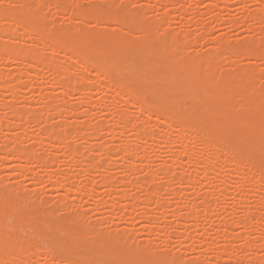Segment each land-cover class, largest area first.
I'll return each mask as SVG.
<instances>
[{
  "label": "rangeland",
  "instance_id": "rangeland-1",
  "mask_svg": "<svg viewBox=\"0 0 264 264\" xmlns=\"http://www.w3.org/2000/svg\"><path fill=\"white\" fill-rule=\"evenodd\" d=\"M50 1L48 0L47 2L50 3V5L46 3L48 7L45 5H40L43 0H31L30 2L32 3V5L40 2V4H38L40 5V9L44 6L46 7L41 9V11L43 10L42 13L48 20L54 18L56 19V25H54V28L63 26L68 28L69 26L76 24V21H79L78 19L80 17L84 18L91 12L98 11L107 15L114 14V17L116 18L113 19L112 24H110V21L112 20V18H114L113 15L112 17H110L111 19H103L102 21H100L103 23L101 25H99L100 23L98 21L99 24H97L99 25L100 32L109 31L106 33H115L119 32L120 30L118 28H120L121 26L116 27V25L118 24L117 21L120 20V18L126 17V19L130 21L134 16H136L135 12H140L143 9H146V13H143L145 16L144 25L147 28L149 27V29L151 27L152 29L150 30L152 32H161L165 33L166 35L170 34L171 39L167 40L168 43H172L174 42V40H184L187 44L186 46L185 44L183 45L185 47L182 46L184 48V52L196 51L199 56H203L204 54L206 55V53L210 50L222 48L224 51L222 49L219 50L225 52L226 55H229V52H231V54L233 53L234 55H240L239 53H241L242 57V53H244L249 46H258L259 49H264V0H70L74 4H77L74 7L76 9V16H74L77 17V20L75 18H72V21L68 20L67 14L55 11V8H53V3L55 0ZM51 3L53 4V6ZM116 10L119 13L116 12ZM127 12H130L129 15L131 16V18H129L130 16L127 15ZM259 12L261 18L258 16L259 18L256 17V19H254V14L258 15ZM117 14L118 16H116ZM133 19L137 21L136 17H134ZM114 20L117 22L115 23L116 25L114 24ZM17 21L18 20H16V22ZM89 21L91 20H88L87 22ZM136 21H133V23H135ZM87 22L85 23V25L88 30H98V25H93L94 22ZM104 22L105 24L109 23V25H105ZM13 23H11V26H13ZM4 25L7 24L5 23ZM4 25L0 24V26ZM18 25L19 24L16 23V26ZM100 26L102 29L103 27L106 28L105 31L104 29L102 30ZM127 28H129L130 30L132 28L133 32H131L133 38L137 40H143L145 38L142 33H139L140 31L137 30V32L136 29H134L132 26L127 25ZM127 28H124V30L130 31ZM172 34H175V37ZM4 35L5 34H3V36L1 35L0 43H5L7 45H11L12 43H19L22 44L26 49H30L39 45V43H37V40L34 39L35 41H29V39L25 38L26 36H24L23 40H19L16 38H11L9 37V35L8 37ZM192 36H194L196 39L199 38L198 41L195 42ZM202 37L205 40L201 39ZM211 38L213 41L210 40ZM187 40H189L190 43ZM149 51L151 52L152 50ZM149 51L147 50L146 54H149ZM226 52H228V54ZM167 53L169 55V53L172 54L173 52H166V56ZM42 54L44 57H49L50 49L43 48ZM233 54L232 56H234ZM3 56L0 57V72L1 74L6 75L3 76L4 78H6H3V80L1 78L2 75L0 74V80H2L0 81L1 117L5 121H7V117L10 116V113L8 112L10 110H8V107H6L5 102H9L8 104L11 103L12 105L15 104V106L18 108H16V110L18 111L20 109L25 110V108H28V111L29 109L32 110L36 108L39 113L38 111L37 113L35 112L37 114H35L36 118L34 117V115H28L29 120L27 119V128L26 130L22 131H20L21 128L17 129V127H14V124L16 125L17 121L14 119L11 120L12 122L15 121L12 126L13 129L11 131H7L9 130V128L6 126V123L4 121L3 125L1 124L0 126L4 127V129L2 128V131H0V141L9 142L8 144L12 145L14 143V141L12 140L13 138L8 141H6V139H8L12 135H16V137L18 136L17 138H21V147L24 146V148H28L30 152L34 150L35 154L41 153L43 151L47 157L51 153L52 155H49V159L50 156L51 158H55L52 163H49V165H44L33 164L30 160L19 161L18 159H16L17 157L14 156V154L11 155L12 153H5L6 155L3 154L4 152L0 153V157H2L0 161V189L3 191H0V196L5 195L6 193V197L4 196L5 199L2 196L0 198L2 200H0V203L2 202V204H4V209H0L2 211L0 218H3V221H5L6 219L3 217V214L7 218L6 213L8 214L9 211V213H11V216H13L14 213L12 211L17 207H15V205H17L18 203L22 205L24 201L27 202L29 200V203H27L28 205L26 203L23 204L24 206L27 205L28 207L31 206L29 207V210L36 207L34 208V210H36L37 212L35 211L36 214L34 215H37L36 217H38L39 221L35 224H39L40 221L42 222V220H44L45 224L42 225L45 226L47 224L49 226H47V228L51 230V233L49 232L51 238H48L50 236L48 234V237L45 235L49 230L45 229L46 226L41 227V223L37 226L38 229H40L39 227H41V234L42 232L46 231L43 233L45 234L44 237L39 234L40 232L37 227L36 229H32L34 226H36L34 222L37 221L35 216L33 217V213H30L32 216L28 214L27 215L33 217L36 220L33 219L34 221H30L28 219V216L24 215V218L27 217L26 219L30 222H27V224H25L26 219L23 220L25 221V223L23 221L20 222L18 218L22 217L21 213L27 207L25 206L24 208V206H22L24 208V210H22L20 208L21 205L19 204L20 207L16 208L19 211H16L15 209L14 212L16 211L15 215L18 214L17 212H21V215H16L18 216V220L15 219L16 216H13L14 218L12 217L14 219V222L16 223L14 224L13 222H11V227H14V232L12 231V234H10L11 227H8L10 225H6L7 222L6 224H3L5 223L3 221H1L3 223L0 222V233L2 231L7 232V234L2 232L7 235L6 239L5 235L3 234V241L8 244V247L12 244L14 238H17L20 243H22V240L24 239L25 242H27L26 240H29L30 238V240H32V238L34 239V237H30L28 239V237L32 233V230H35L32 234L36 233V231L37 233L39 232V239L47 238V240L42 239L44 241V245H42L43 243L39 241L38 237H36V241L42 243L40 244L41 246L39 247V250L35 251L34 253H19L18 256L20 259H26L28 264H56V259H53L54 257H56L57 259L63 258L62 260H64L65 262H67L66 260H68L69 258L71 262V258H73V262L74 260H77L76 258L79 255H85L89 251L88 248L92 246L91 243L93 242V240H95L93 244L96 245V247L98 246V251L106 254L103 249L109 243V240L111 241L112 238H114L115 236H120L121 234H123L125 238L123 241L124 244H122L121 241H119L121 244L119 242L115 243L114 247L116 249L123 248V246L125 245L127 247H132L133 249L138 247L139 251L140 249L142 250L140 251V253L143 256L147 255L146 257L149 258V255L152 253L156 258L161 257V259H158L160 261L155 262V264H196V262L199 264H259V261L261 259H264V180H261L262 178L264 179V177L262 176V172L259 173L256 171L258 169V171L261 170L264 172V168H262L264 167V163L262 161L264 150H259L261 148L259 144H256L251 149H244L242 143L240 142H242V140L247 136L245 132H242L240 135H238V139L236 138L235 142L230 145L227 144L226 138V135H229V133L227 132L228 130H223L220 133L222 139L220 137L218 142V145L220 147L222 146V148L218 147L216 148V150H214V152H212L209 158V163H207L208 161H204L203 159H197L199 161V164L197 163V160V164H195V162L193 163L195 159L192 160V157L181 152L183 145H186V151H189V146L196 145V139H193L191 137L192 131H190V129H186L184 131L185 134L183 135V137H179L178 140L176 132L173 131L166 133V137H161L160 133L162 131L160 133H158V131L161 130L160 128H162L161 126L163 124L160 126V128H157V126L152 125L154 123L150 124V122L154 121L153 118L150 120H143L141 117V113L138 114L139 112H136L137 110L132 106V104L129 103L126 106L125 103H128V101L126 102L124 99V102L121 100L123 98H115L113 89H107V87L105 86V88L99 86L97 83V79L94 77L96 75L92 76V78H95L94 80H92L94 82H90L88 85H86V87L79 85L80 82L76 80L75 82L70 83L68 85L69 90L65 91V89H63L56 83L57 81L61 80L63 73L59 72L53 74L49 69H47V67L45 68V66L39 67V69L35 70V72L33 69L29 68L31 69L30 71L26 68L25 65L27 63L31 64L32 62L30 60H25L24 58V60L22 58H16L8 61V59H5L6 57ZM69 58V56L63 54H58L54 57V59L58 63H65L70 60ZM226 59V61L224 60L225 63H219L218 71L220 73H223V75L231 71H236L233 63L230 61V59H228V56ZM239 60L240 61L238 62V68L246 65L248 60H250V62L257 61L252 58H239ZM231 63L232 66H230ZM263 66V63H259V67ZM230 69L233 70L228 71ZM16 72H21L22 75L21 79L19 80L21 82L17 81L18 83H16V81H14L13 77ZM219 72H217V74H219ZM71 74L73 78L78 79L81 75V72L73 67L71 69ZM259 75L260 76H257L256 83L262 86L264 85V73ZM3 81L6 82L4 83ZM10 84L12 85V87H15L12 88ZM7 85L8 88H12V90L16 89V91L14 90V94H11V91H9L10 95H8L9 93L4 90L5 86ZM113 94L115 99H113ZM262 96H264V94ZM262 96L260 95L261 98ZM241 99L242 98H240V96H235L234 98L237 104L241 103ZM62 102H65V104H63L64 106H62V104H59ZM2 104L5 105V107ZM59 105L60 107L64 108L62 110L59 109ZM187 105H184L186 109L191 108L190 102L187 103ZM46 106H51L52 109L49 110ZM46 108L49 110L48 112ZM56 109L58 110V114L56 113ZM120 110L121 114L128 113L127 115H130L131 119L133 116L131 123L133 121L134 124L132 123V125L130 122V124L126 123L129 126L134 127L133 129L132 127L125 126V124H120L121 122L117 121L118 119L116 120L118 116L116 117L115 114H119ZM117 111L119 113H116ZM138 115H141V119ZM4 116L7 120L4 118ZM143 116V118H146L145 115ZM47 119L49 120L47 121ZM141 120H143V122L146 121V125H144V127H155L154 129H150L153 130V133L151 131V134H153V137L155 136L154 139L152 138L151 140V138H146V140H144L143 138H141L145 134H147V132L150 134L149 128L145 127L148 131H146L145 128L144 130H142L143 127L141 126L144 123ZM148 120L150 121L149 123ZM43 122L53 123L54 126H57L55 127V130H57L55 131V133L57 135L63 134L64 131L70 133V130L68 131L67 129L70 128L71 125V127H73L77 124L79 125V123L81 122H86L85 131H83L85 128L83 127V132L81 131L80 134L77 135L78 137L75 134L74 135L76 137L73 134H67V137L68 135L69 137L72 136L70 138V140L72 141L71 144L77 143L76 146H79L78 151H80V155L75 156L76 161L74 159V162H69L66 157L67 153L64 146L58 145L55 141L48 144L46 143L48 141L44 140L39 142L34 141L33 135L37 133V131L41 127L43 129ZM83 123H81L79 126H81ZM141 123L143 124L141 125ZM45 125H47V123H45ZM134 125L138 126L139 129ZM48 126L49 124L44 128ZM63 129L65 130L63 131ZM95 129H97L98 133L95 131ZM134 130L138 131L136 132ZM61 131L63 132L60 134ZM6 132H11L12 135H8ZM3 137L7 138L4 139ZM67 139L68 138H66V140ZM68 141L69 139L67 140V142ZM179 141L180 143H177ZM69 142L67 144H70ZM123 142L127 143V145H130L131 147L127 148H133L136 153L135 158H133L131 167L128 166V164L123 163L122 160V155L124 156V154L122 153L126 152L127 149L124 148L125 151L121 150V148L119 150H114V147H116L118 144H123ZM226 145H228V148ZM89 149H92V151ZM235 149H237L239 153L245 154L247 157L250 156L248 161H244L242 165L245 167L247 166V163L249 164L251 162L250 160H252L253 164H251L254 168L252 167L251 169L246 170V173L243 174L232 172L230 169L232 167L231 160L228 161V159H230V156L227 155L226 157H221L219 155L222 151H224L225 153H227V151L228 153H232V151L234 152ZM87 151H90V154L92 152V155L89 156ZM261 153L263 154L261 155ZM44 154L42 155L45 156ZM53 154L55 155V157L53 156ZM142 155H144L145 158H142ZM87 156H89L90 158H87ZM223 158L225 159L223 160ZM226 159L227 161H225ZM210 160L216 162L215 170L220 173V175L218 176V173L216 172L217 177L210 183H207L205 179L207 176V172L205 170L210 167L211 163H213L212 161L210 162ZM220 160L223 162H221ZM87 161H93V163H100L101 161V165L103 162H105L103 165L105 167V171L102 172V178L104 174L105 176L111 178L109 179L112 182V187H110L111 189H109L108 186L102 183L103 179H100L101 175H96V177H94V172H90L91 175L87 176H92L95 184L92 185L90 181H86L85 183H82L80 185V188L82 187V191H84L93 187V190L89 191L87 194L74 192V188L72 185L77 184L81 179H83V171L86 169L85 167L88 168V165H91V162L88 163ZM76 163L78 165H76ZM202 163H204V165ZM83 164L86 166H84V170L81 171L83 168L80 170V165L83 166ZM205 164L208 165V167ZM258 164L260 166H258ZM255 168V172L260 174V178L262 177L261 179L259 178L258 174L253 171ZM161 169L163 173L166 172L165 170H167L169 173L167 172L163 174L161 172ZM240 171H242V169ZM176 172L177 176L179 175L178 177L176 176ZM60 173L61 175L63 173L64 176L62 178H64V180L62 179V184L54 185L52 183V178L59 175ZM226 173L230 174V176L228 175L225 178L224 174ZM166 176L168 178H172L168 181ZM173 177H175L176 179H173ZM178 178L182 179L178 180ZM222 178H225V181ZM132 179H136L134 181H138V183H135L134 185L133 182H129V180L131 181ZM223 181L226 182L225 185L223 184ZM138 184L140 185V187H142L141 189L140 187L137 188ZM151 185L152 188L150 187ZM145 186L146 188H150V190L156 192L157 196L155 200L147 201L148 194H146L143 189L145 188ZM124 191H126L125 193H128V197L121 196ZM7 195H10V198ZM142 195L144 196L143 199H145V201L144 203H139L137 200L142 198ZM203 195L207 196L205 197ZM12 196H16L15 198H13L15 200L11 198ZM23 196H27L28 198L26 197V199H24L22 198ZM7 197L8 200L10 199L11 203L13 202L12 204H15L14 201H16V204L12 206V209H10L11 211L6 210L11 207H8L9 205H12L9 203L10 201H5L7 200ZM202 199L204 201L205 199H208L209 205L207 204V208L208 206L209 208L207 211L204 210L205 212H203V205L206 201L204 202ZM58 201H60V203H65L64 209L66 211L63 209V207H60ZM199 201L200 203H202L201 201H203V205H200ZM5 204L7 206L6 208ZM56 204L59 205L57 206ZM197 204L200 205L199 207H202V209H198L193 219L192 217L188 218L187 215L190 214L188 213L190 212V210H185L190 209L192 205L197 207ZM200 209L202 211H200ZM29 210H25V212L28 213ZM42 210L44 212H50H45L44 214ZM38 211L43 213H40ZM182 211H185L184 215L187 218H185L183 213H181ZM52 212H54V214ZM58 213L60 214L58 215ZM180 213L182 217L180 216L179 218ZM41 214L44 216L42 217ZM50 214H53L54 216H51ZM9 215L8 218L11 217ZM55 215L59 217L57 218V221H55ZM71 218L73 221H69V219ZM78 219H80V221ZM18 221L19 223H21L20 226L22 225V223L27 226L28 224H31V222L34 224V226L32 224L31 227L29 225L26 227L28 229L31 228V231L26 230V228L24 227L25 230L22 234L23 231H21V228H23V225L19 228V230L17 228L18 232L20 231V234H17L15 230L16 227L19 226ZM47 221L49 223H51L50 221H52L53 224H58H54L57 226L52 228L51 226L53 224L49 225ZM81 221L83 222L82 224ZM84 223L85 225L82 227ZM226 223L231 230H223V225H225ZM1 224L3 225L1 226ZM94 224L96 226L95 228H93ZM3 226H5V228L7 227V230H5ZM60 226L62 228H60ZM55 228H60V230L64 229L63 232H66V237L69 234V231L75 233H72L71 236L69 234L67 238L62 235V238V233H60L62 231H59L58 229L55 231ZM66 228L69 231H65ZM75 229H77L78 231ZM83 230L87 231V234L91 230L93 234L89 233L87 235V238L86 233L84 234ZM99 231L100 233H98ZM53 232H55L54 237L57 233L55 239L52 237ZM96 233L98 234L95 235ZM75 234H83V236L85 235L86 239L88 240L80 241V239H78V241H76L77 237ZM91 234L98 240L90 236ZM101 234L103 235L101 236ZM36 235L37 234H35L34 236ZM72 235H74L75 237H73ZM25 236L27 239L25 238ZM106 236L107 239H105ZM8 237L10 238L8 239ZM71 237H73L72 241L76 245L74 247L76 250L78 249V251H76L72 246L73 243L69 245ZM102 237L104 241L101 239ZM57 238L60 240L63 239V242L61 241L63 245H61V242L59 241H57L56 243L54 242V240H58ZM64 238L68 239L69 241L64 240ZM48 239L49 242L47 243ZM247 239H252L254 245L248 246L246 244ZM8 240L11 243H8ZM3 241L0 240V242H2L1 244H3ZM36 241H33V243L36 244ZM29 242L30 241H28V243ZM38 242L37 244L39 246ZM58 242L60 243V247L59 245L57 247ZM46 243L47 246H49L47 248L50 253L53 252L51 253L52 258L49 255L48 257L50 258L47 260L44 259V257L47 256V254L45 255V252H49L47 251V248L45 250ZM52 243H55L56 246L53 247L54 245ZM101 243L102 245L105 244L104 247L100 245ZM64 244H68V248H70L69 250L72 249L70 247L72 246L74 254L69 252V255L66 254L67 249H65L64 247L63 248L65 251L61 249V246H64ZM6 245H3L2 249H5L4 246ZM82 245H87L89 247L84 246L87 248L83 249L82 247H80ZM121 245L123 246L121 247ZM42 246L44 249L42 248ZM227 249H232L231 251L234 253L236 252L237 254L242 253L245 256V260H243L242 262H238L235 258L229 259L226 254L223 253V251ZM59 250H61L64 255ZM98 251L96 253H99ZM55 253L61 254L62 258H60L61 256H55ZM70 254H72V256ZM152 254L151 256H153ZM65 256L66 258H68L66 259ZM173 257L178 261L175 260L172 263L171 259H173ZM96 258H98V256H93L89 258V261L86 260L85 263L94 264L95 260H97ZM108 258L109 257H107V255L99 257L96 263H112L111 259ZM246 258H250V260ZM150 260L153 261L154 259L151 257ZM115 262L116 264H118L117 261Z\"/></svg>",
  "mask_w": 264,
  "mask_h": 264
},
{
  "label": "bare ground",
  "instance_id": "bare-ground-1",
  "mask_svg": "<svg viewBox=\"0 0 264 264\" xmlns=\"http://www.w3.org/2000/svg\"><path fill=\"white\" fill-rule=\"evenodd\" d=\"M0 1H1V3H0L1 4L0 5V24H3V25L5 23L7 24L4 26H0V37H1V35L3 36V34H5L4 36L8 37V35H9V37H11V38L23 40L24 36H26L25 38L29 39V41L30 40L33 41L35 39V40H37V43H39V45H37L36 47L30 48V49L24 48V46L22 44H19V43H12L11 45H7L5 43H0V57L5 55L3 57H6L5 59H8V61L16 59V58H22V59L24 58L25 60H30L32 62L31 64H28V63L25 64L26 68L30 71H31V69H33L35 72V70L39 69V67L45 66V68L47 67V69H49L51 71V73H53V74H56L59 72L63 73L61 80L57 81L56 83L60 87L65 89V91L66 90L68 91L69 90L68 85L72 82H75L76 80H78L80 82L79 85L86 87V85H88L90 82H94L92 80H94L96 78L99 86H101V87L105 86V87H107V89L110 88V89L114 90V92L113 91L112 92L115 94V98L119 97V99L123 98V99H121L122 101H124V99L126 102L128 101V103H125L126 106L129 103L132 104V106L134 108H136V110H137L136 112H139L138 114L141 113L142 116L141 115L140 116L142 117L143 120L144 119L150 120L153 118L154 121L150 122L148 120V123L149 122H150V124L154 123L152 125L157 126V128H160V126L163 124L164 126L163 125L161 126L162 127V128H160L161 130H159V131L157 130L158 133H160L162 131L160 133V136L163 138L166 137V133L173 131V132H176L177 140H178L179 137H181V138L183 137V135L185 134L184 131L186 129H190V131H192L191 132L192 134L191 133H189V134L192 135L191 137L193 139H196V145L195 146H189V151H186V149H185L186 145H183L181 152L183 154H187L190 157H192L191 158L192 160L195 159V161H193V163L195 162V164H197V163L199 164V161L197 159H201V160L203 159L204 161H208L207 163H209V158H210L212 152H214V150H216V148L220 147L218 145V142H219V139L221 137L220 133L223 130L224 131L228 130L227 132L229 133V135H226L227 144L232 145V143L235 142V139L236 138L238 139V135H240L242 132H245L247 134V136L246 137L244 136L245 138L243 140L241 139L242 142H240V143H242L244 149L248 150V149H251L252 147H254L256 144H259V146L261 147L259 150H261V149L264 150V96H262L264 94V85L260 86L256 83L257 76H260L259 74L264 73V66L259 67V63L264 64V49H259L258 46H249V47H247V50L244 53H242V57H241V53H239L240 55H236V54L234 55L232 53L234 55V56H232L231 52L228 51L229 55H230V57H229V55H226L225 52L220 51L222 48H219L220 50L219 49L210 50L209 52L206 53V55L203 53L204 54L203 56L202 55L199 56L196 53V51H191V52H184L183 51V49H184L183 47H185L187 45L184 40L183 41L182 40L181 41L174 40V42L168 43L167 40L171 39L170 34L166 35L165 33H161V32H159V33H156L154 31L152 32L150 30V29H152L151 27H150V29H149V27L147 28L144 25L145 16L143 14V13H146L145 12L146 9H143L140 12L139 11L135 12L136 16H134V17H136L137 21L134 20L133 19L134 17L132 16L133 21H136L135 23H133L132 19L130 21L127 20L126 17L120 18V20L117 21L118 22L117 25L115 24L117 22L114 20L115 21L114 24L116 25V27L121 26L120 28H118V29H120L119 32L106 33L109 31H106V32L101 31L100 32L99 25L103 24L100 21H102L103 19H107V20L111 19L110 17H112V15L114 17V14H112V15L108 14L107 15L104 13H100L98 11H94V12H91L90 14L86 15L84 18L80 17L81 18L80 19L78 17L79 21H76V24H73V25L69 26L68 28L65 26L54 28V25H56L55 24L56 19L54 18V19L48 20L43 15V13H42L43 10L41 11V9H43L45 6H47V4L50 5V3H47L48 0L47 1L43 0V2L41 4H40V2H38V3H36L37 5L36 4L32 5V3L30 2L31 0H0ZM38 4L45 5V6L40 9V5H38ZM53 4H54V6H53ZM53 4H52V6H53V8H55V11L67 14V18L69 21H72L71 20L72 18H75L77 20V17H75L76 16L75 15L76 9L74 8L77 4H74L70 0H55ZM103 12H104V10H103ZM116 12H118V11L116 10ZM112 13H113V11H112ZM127 13H128L127 15L130 16L129 15L130 12H127ZM259 14H260V12L258 13V15L254 14V19H256V17H258V16L260 17L261 15H259ZM116 16H118V14ZM129 18H131V16ZM87 19L91 20V21L87 22L88 21ZM113 19H116V18L115 17L112 18V20L110 21L111 22L110 24H112ZM16 20H18V21L16 22ZM98 21L100 24L98 23ZM86 22L87 23H90V22L93 23L94 22L93 25H96V26L99 24L98 30H88L86 28V25H85ZM11 23H13V26H11L12 25ZM16 23L19 25L16 26ZM20 23H21V25H20ZM104 24H105V22H104ZM105 25H109V23H107ZM127 25L132 26L134 29H136V31L137 30L140 31L139 33H142V35H144L145 38L143 40H137V39L133 38V35H132L133 30H132V28H131V30L129 28H127ZM150 26H151V24H150ZM100 28H101V26H100ZM124 28H127L130 31L124 30ZM103 29L105 31L106 28L103 27ZM107 30H109V29H107ZM172 35L175 37V34H172ZM192 37L194 38L195 42H197L199 39L197 36L196 37L198 39H196L194 36H192ZM192 37H190V38H192ZM201 39H204V38L202 37ZM208 40H209V38H208ZM210 40L213 41L212 38ZM187 41L190 43L189 40H187ZM184 44H185V46H183ZM221 46H223V45H221ZM43 48H49L50 49V56L49 57L43 56V54H42ZM147 50L148 51L152 50V51L151 52L149 51L150 53L148 52L149 54H146ZM166 52H173L172 53L173 55L171 53H169V55H168V53H167V56H168L167 57ZM228 52H226V53L228 54ZM58 54L67 55L70 57L69 58L70 60L65 62V63L64 62L58 63L54 59V57ZM170 55H172V56H170ZM227 56H228V59H230V61L233 63L236 71H231L234 69L233 68V69L228 70L231 72H229V73L225 72L226 74L223 75V73H220L218 71L219 63H221V62L225 63V61L227 60L226 59ZM234 57H237V58H234ZM239 58L240 59H242V58L243 59H245V58L251 59L252 58V59H255L259 62H257V61H251L250 62V60H248L246 65H243L240 68H238V62L240 61ZM226 63H228V62H226ZM232 63L230 66H232ZM249 64H251V65H249ZM27 65H28V67H27ZM73 67H75L79 72H81V75L79 76L78 79H75L72 77L71 69ZM29 68H31V69H29ZM217 72H219V74H217ZM0 74H1V72H0ZM1 75H2L1 76L2 79L4 78L3 76H6L4 74H1ZM21 75H22L21 72H16V74L14 75L13 79H14V81H16V83H18L17 81H19L21 79ZM94 75H96V76H94ZM92 76H94L95 78L94 77L92 78ZM0 81H2V80H0ZM78 81H77V83H78ZM19 82H21V81H19ZM2 87H4V86H2ZM11 87H12V85H11ZM13 87H15V86H13ZM12 88H8V85H7V86H5V89L4 88L3 89L8 93H9V91H11V94H14V90L16 91V89L12 90ZM65 94H66V92H65ZM114 94H113V99H115ZM8 95H10V93ZM260 95L262 96V98L260 97ZM15 96H16V92H15ZM235 96H238V97L240 96V98H242L241 103H239V104L236 103V101L234 100ZM189 102L191 103V108L186 109L184 107V105H187V103H189ZM5 103L4 104L6 105V107H8V110H10V111H8L10 113V116L7 114L9 116V117H7L8 120L4 116V118L7 120V121H5L0 115V126H1V124L3 125V122L5 121L6 126L9 128V130H7V131H11L13 129L12 126L15 122V121L12 122L11 120L14 119V120L18 121V122L16 121V125L14 124V127H17V129L21 128L20 131L26 130V128H27L26 123H28V120H29L28 115H32V116L34 115V117H35V114L37 113L38 110L35 108L32 110L29 109V111H28V108L26 109L24 107L25 108V110L23 109L24 111L21 109L18 111V110H16L17 107L15 106V104H13V105L11 103L8 104L9 102H5ZM59 104L60 105L62 104V106H64L63 104H65V102L64 103L62 102ZM5 105H3V106L5 107ZM60 105H59V107H60ZM47 108L49 110L52 109L51 106H48ZM47 108H46V110L48 112L49 110ZM63 108L60 107L59 109L62 110ZM119 112L117 111L116 113L121 114V110ZM124 112H126V111H124ZM29 113H32V114H29ZM38 113H39V111H38ZM56 113L58 114V110ZM122 113H123V111H122ZM119 114H117V115L115 114L116 117L118 116V118H116V120L118 119L117 121L121 122L120 124H125V126H129L126 123H129V122L131 123L133 116L131 119L130 115H127L128 113L121 114V115H119ZM143 115H145L146 118H143L144 117ZM141 117H140V119H141ZM35 118H34V120H35ZM48 120L49 119H47V121ZM143 120H141V121L143 122ZM36 121H38V120H36ZM36 121H34V122H36ZM43 123H44V127L47 126L48 124H49V126L46 128L43 127V129L41 127L37 131V133H35L33 135L34 141L39 142V141L44 140V141H48V142H46L47 144L55 141L58 145H63L65 148V151L67 153L66 157H67L68 161L71 163L74 162V159L76 158L75 156L76 155L79 156L80 151H78L79 146H76L77 143L71 144L72 141L70 140V138L72 136L69 137V135L75 134L77 136L78 134H80V132L83 130V127H85L86 122H84V123L81 122L84 124V125L82 124L81 126H79L81 123H79V125L77 124L76 126H73V127H71L72 126L71 125L70 128L67 129L68 131L70 130V133L68 132L69 133L68 137H67V134H68L67 131H64L65 129H63V131H64L63 134H61L63 132V131H61L60 132L61 135H59V134L57 135L55 133V131H57V130H55V127H57V126H54L53 123H48V122H43ZM45 123H47V125H45ZM132 123L134 124L133 121H132ZM143 123H141V125L143 124L142 126L140 125L141 127H143L142 130H144L145 127L149 128V130L153 128V127L150 128L148 126L144 127V125H146L145 124L146 121ZM134 126L138 128V126H136V125H134ZM98 127H101V126H98ZM129 127H132V126H129ZM2 128L4 129V127H0V131H2L1 130ZM133 128L134 127H132V129ZM147 128H145V130ZM85 129H86V127L84 128L83 131H85ZM162 129H164V130H162ZM95 131L97 132V129H95ZM99 131H100V129H99ZM134 131L137 132L138 130H134ZM146 131H148V130H146ZM151 131L153 133V130H150V134L147 132V134H145V135L143 134L144 135L143 137H141L142 135L139 137L143 138L144 140H146V138L147 139L151 138V140H152V138L154 139L155 136L154 137L152 136L153 134H151ZM0 134H1V132H0ZM7 134L12 135L11 132H9ZM136 134H138V133H136ZM15 137H16V135H12L8 139H6L7 137H5V138L3 137L4 139H6V141L13 138L12 140L14 141V143L12 145H10V144H8L9 142H5L3 140H2L3 142L0 141V153L1 152L2 153L4 152L3 154H5V153L11 154L12 153L11 155L14 154V156L17 157L16 159H18L19 161H24V160L29 161L30 160L31 163H33V164L49 165V163H52L53 160L55 159L53 157L51 158V156L49 159V155H52L51 153L50 154L48 153L49 155L47 157L43 151H42L43 153L42 152L41 153L44 154L45 156H43L41 153L35 154L34 150L33 151L31 150L33 153L30 152V150L28 148H24V146L21 147V143H20L21 138H17L18 136L16 138ZM19 137H21V136H19ZM79 137H80V135H79ZM66 138L69 139L70 142L69 141L68 142L70 144H67L68 139L66 140ZM221 139H222V137H221ZM222 141H224V140H222ZM177 143H180V141ZM78 145H80V144H78ZM226 146L228 148V145H226ZM103 147H105V146H103ZM127 147H131V146L127 145V143L123 142V144H118L116 147H114L115 148L114 150H116V149L119 150L121 148V150L125 151V149H127L126 152L122 153V154H124V156L122 155V157H123L122 160H123V163L128 164V166L131 167L133 158H135L136 153H135V150L133 148H127ZM220 148H222V146ZM101 149H102V147H101ZM223 149H224V147H223ZM89 150L92 151V149H89ZM224 151H225V149H224ZM224 151H222L223 154L221 152L222 155L220 154L219 156H221V157H226L227 155L230 156L229 157L230 159H228V161L231 160L232 167L230 169L232 172H235L237 174H239V173L243 174V173H246L245 172L246 170L251 169L253 167L252 166V164H253L252 160H250L251 162L249 164L246 162L247 166L244 167L242 165V163H244V161H248L250 156L247 157L245 154L239 153L237 151V149H235L234 152L232 151V153H228V151H227V153H225ZM89 152H88V155L91 156L92 152H91V154ZM229 154H232V155H229ZM262 154L263 153H261V155ZM53 156L55 157L54 154H53ZM89 156H87V158H90ZM141 157L145 158L144 155H142ZM1 159H2V157H0V161H1ZM26 159H28V160H26ZM224 159L225 158H223V160ZM91 160H92V157H91ZM75 161H76V159H75ZM93 161L92 162L87 161V162L88 163L91 162V165H92ZM211 161L212 160H210V162ZM225 161H227V159ZM262 161L264 163V156L262 157ZM87 162H86V165H87ZM221 162H223V161H221ZM100 163H101V161H100ZM100 163H93L92 166L88 165L89 167L88 168L85 167L86 168L85 170H84V166H86V165H84L85 163L83 164V166L80 165L81 166V168L79 167L80 170L82 168L83 169L81 171L84 170L83 171L84 177L77 184L72 185L74 188V192L87 194L89 191L93 190V187H91L87 190H84V191H82V189H83L82 187L80 188V185L82 183H85L86 181H90L92 183V185L95 184L92 176L88 177L89 175H91L90 172H94L93 173L94 177H96V175H101V177L100 176L99 177H100V179H103L102 183H104V185L108 186L109 189H111L110 187H112V182H111V180H109L111 178L105 176V174L102 178V175H103L102 172L105 171L104 170L105 167L103 166L105 162H103L102 165ZM94 164H97V165H94ZM202 164L204 165V163H202ZM215 164H216L215 161L210 164V167H208V165L205 164L208 167V169H206V167H205V169H206L205 171L207 172L206 173L207 176L205 179H206L207 183H210L212 180H214L217 177L218 172L215 170ZM76 165H78V164L76 163ZM90 166H91L92 170H91ZM258 166H260V165L258 164ZM262 168H264V167H262ZM241 169L243 172L240 171ZM255 170H256V168L253 171L255 172ZM165 171H166L165 173L168 172L167 170H165ZM256 171L259 173L262 172L263 173L262 176L264 177L263 171H261V170L258 171V169ZM161 172H162V169H161ZM257 172H255V173H257ZM165 173H163V174H165ZM219 175H220V173H218V176ZM228 175L230 176V174H228V173L224 174L225 178ZM63 176H64L63 173H62V175L60 173L59 175L54 176L52 178V183L54 185L62 184V182L64 180V178H62ZM170 176H171V174H170ZM176 176H177V172H176ZM180 176H182V175H180ZM258 176L260 178V174H258ZM171 178L167 177L168 181ZM173 179H176V178L173 177ZM180 179H182V178H178V180H180ZM132 180L131 181L129 180V182H131V183L133 182L134 185H135V183H138V181L137 182L134 181L136 179H134L133 181ZM261 180H264V179L262 178ZM224 181H223V184L225 185L226 182H224ZM129 185H131V184H129ZM144 185H146V184H144ZM263 185H262V187H263ZM148 186H149V184H148ZM139 187H140V185L138 184L137 188H139ZM150 187L152 188V185ZM141 188L142 187H140V189ZM143 189H144V192L146 194H148L147 201H153L156 199L157 194L155 191L150 190V188H146V186ZM0 191H2V190L0 189ZM125 192L126 191H124L122 193V195H121L122 197H128V193H125ZM5 195H6V193H5ZM5 195H3V196L1 195V196L5 199V197H6ZM207 195H203V196L206 197ZM1 196H0V198H1ZM8 197L10 198V195ZM8 197H7V200H5V201H10V199L8 200ZM15 197L12 196L11 198L13 199ZM26 197L27 196H23L22 198L26 199ZM143 198H144V196L142 195V198L138 199L137 201L139 203H144L145 199H143ZM13 200H15V199H13ZM203 201H201L202 203H200V201H199V204L203 205V203L206 201L205 204L203 205V208H204L203 212H205L209 208V206L207 208L208 199L207 200L205 199L204 202ZM3 203H5V202H3ZM9 203L12 204L13 202L11 203V201H10ZM14 203L16 204V201H14ZM23 203L27 204V203H29V200L27 202L24 201ZM23 203H22V205L20 203H18L17 205H15V204L9 205L8 204L9 205L8 207H10V206L11 207L9 209H6V210L12 209L13 205H15V207L17 206L16 208H18V207H20L19 204L21 205L20 208L22 210H24L25 206L28 208V209L25 208V210L26 211L29 210V207H31V206L28 207L27 206L28 204L24 206ZM58 203L60 204L61 208L62 207H63V209L65 208V203H62V202L60 203V201H58ZM3 205L4 204H2V202H1L0 203V209H4ZM200 205L197 206L198 208L196 206L192 205L190 207V209L185 210V211L190 210V212H188L190 214L187 215L188 218L192 217V219H193L195 217V213L198 211V209L199 208L202 209V207H199ZM22 206H24V208ZM6 207L7 206L5 204V208ZM15 207H13V208H15ZM34 208H36V207H34ZM34 208L29 210L28 213H26L25 210L22 213L17 212L18 214H16V215H19L20 213L22 214V217L18 218L20 220V222L27 218V217L24 218V215L28 214V215L32 216L31 214L33 213V217H34L35 216L34 214H36V212H37L36 210H34ZM37 208H39V207H37ZM15 209H13V211H12L14 213L13 216H16L15 212L19 211L16 209V211L14 212ZM185 209H186V207H185ZM201 209H200V211H202ZM22 210H20V211H22ZM32 210L34 212L35 211L36 212L34 213ZM40 211H41V209H40ZM40 211H38V212H40ZM185 211H182L181 213H183V215H184ZM43 212H40V213H43ZM45 212L49 213L50 211L49 212L45 211ZM45 212H44V214H45ZM1 213H2V211L0 212V215H1ZM4 213H6V212H4ZM52 213L54 214V212H52ZM181 213L179 214V218L181 216ZM53 214H50V215L54 216ZM59 214L60 213H58V215ZM6 215L8 218V215L11 216V213H9V211H8V214L6 213ZM13 216L9 217L7 220L6 216L3 214V217L6 220L4 219L5 221H3V218H0V222L1 221L5 222V223L1 222L3 224H6V222H7L6 225H10L8 227H11V225H12L11 222L16 224L14 222ZM30 216H28V219L30 221H34L37 219V221H35L34 224L39 221L38 217H36L37 215L35 216L36 219H34L33 217H30ZM43 216L44 215H42V217ZM17 217L18 216L15 217L16 220H18ZM55 217H56L55 221H57V218H59V217H57V215H55ZM184 217H185V215H184ZM21 218H22V220H21ZM30 218H32V219H30ZM185 218H187V217H185ZM59 220H61V219H59ZM71 220H72V218L69 219V221H71ZM78 220L80 221V219H78ZM25 221H26V223H25ZM25 221H23L25 224H27V222H30L27 219ZM69 221H67V222H69ZM77 221H75V222H77ZM42 222H44V223H42ZM42 222L40 221L41 227L45 224L44 220H42ZM50 222L51 223H49L47 221V223H49V225H52L53 224L52 221H50ZM18 223H19V221H18ZM24 223H22L21 226H23ZM40 223L39 224L37 223V224H35L36 226H34V224L31 222V224H28V225L31 227V225L33 224V226L35 228L33 227L32 229H36V227L38 229L37 225H40ZM82 223L83 222L81 221V224ZM3 224H1V226ZM20 224L21 223H19V226L17 225L18 227H16V230H15V232H17V234H20V231L18 232L19 228L21 227ZM54 224H58V223H54ZM68 224H70V223H68ZM53 225L51 226L52 228L57 226V225H54V226ZM84 225H85V223L82 225V227ZM5 226H3V227L5 228ZM27 226L24 225L23 228L24 227L26 228ZM45 226H46L45 229L49 230L48 233H46V235L43 234L44 232H46L44 230H43L44 232H42V234H41V230H40L41 227H39L40 229H38L40 232V233L39 232L38 233L41 234L43 237H44V235L47 236V234L50 236V233H51V230L47 228L48 225L46 224ZM45 226H43V227H45ZM223 226H224V228H223L224 231L231 230L229 228V226H227V223ZM95 227L96 226L94 224L93 228H95ZM6 228H5V230H7ZM17 228H18V230H17ZM23 228H21L22 229L21 231H23L22 234L24 233V230H25V228L24 229ZM60 228H62V227L60 226ZM60 228L59 229L57 228V229L59 231H62V232H60V233H62L61 236L64 235V237H66L65 236L66 232H63L64 229L60 230ZM10 229H11L10 234H12V231L14 232V230H13L14 227L12 226ZM30 229L31 228H29V229L26 228V230H30ZM57 229L55 228V231ZM2 230H4V229H2ZM8 230H9V228H8ZM66 230H68V229L66 228L65 231ZM75 230H77V229H75ZM33 231H35V230H32L31 232L33 233ZM95 231H96V229H95ZM2 232H4V231H2ZM2 232L0 233V235H1L0 240L1 241H3V237H2L3 234L4 233L7 234V232H4V233H2ZM32 233H31V235H33V236L30 235L28 237V239L30 237H34V239L32 238V240H30L31 239L30 238L29 240H26L27 242H25V239L22 237L24 239L22 241L26 244H24L23 242L20 243V241L17 238L13 239V242L9 247H8V244L6 242L3 241V244H1L2 242H0V248H1L0 249V264H28L27 260L26 259H24V260L20 259L18 254L22 253V252L34 253L35 251L39 250V247L41 246L40 244L43 243L42 245H44V241L42 239H45V238H42V236H41L42 239H39L40 236H38L37 231L34 234H32ZM54 233L55 232H53L52 237L55 239L57 233L55 234V237H54ZM68 233L71 236V234L73 232L69 231ZM85 233H86L87 238H88L87 235L89 233L93 234V232H91V230L88 232V234H87V231H84V234ZM98 233H100V231ZM98 233H96L95 235H97ZM35 234H37V235L34 236ZM76 234H77V232H76ZM92 234L90 236L93 237ZM14 235H15V233H14ZM68 235H67V237H68ZM102 235L103 234H101V236ZM72 236L75 237L74 235H72ZM5 237L7 239V235H5ZM5 237H4V239H5ZM19 237H20V235H19ZM36 237H38L39 241L42 243L36 241V239H35ZM73 237H71V241H72ZM76 237H77L76 241H78V239H80V241L81 240H84V241L88 240V239H86L85 235L83 236V234H78V235H76ZM111 237H113V236H111ZM9 238L10 237H8V239ZM25 238H26V236H25ZM48 238H51V236ZM59 238H61V237H59ZM62 238H63V236H62ZM93 238L97 239L95 237H93ZM11 239H12V237H11ZM101 239L104 241L103 237ZM105 239H107V236ZM124 239H125L124 235L121 234L120 236H115L114 238H112L111 241L109 240V243L105 247H104L105 244L102 245V243H101L100 245H102V247H104L103 250L105 251L106 254L98 251V248H97L98 246L96 247V245L93 244L95 240L92 239L93 242L91 243V241L89 239L92 246L89 247L87 245H84V246L89 247L88 248L89 251L85 255L81 254V256H80L79 255L80 253L77 254L79 256L78 257L76 256L77 260H74L75 262L74 261L72 262L73 258H71V262L69 260L70 258L68 260H66L67 262H65L64 260H62L63 258L61 256V254H59V253L58 254L55 253V256L56 255L59 257L61 256L60 258H62V259H57L56 257H54L53 259L54 260L56 259L55 260L56 264H61V263L86 264L85 261L86 260L89 261V258H91L93 256H98V258H99V257H102L104 255L105 256L107 255V257H109L108 259H111V262L113 264L114 263L116 264L115 261H117L118 264H155V262L160 261L158 259H161V257L156 258L155 255H153L151 253V251H150V253L153 256H151V254L149 255V258L146 257L147 255L143 256L140 253V251H142V250L140 249V251H139L138 247L133 249L132 247H127L126 245L125 246L121 245V247L123 246V248L116 249L114 247L115 243H118L119 241H121V243L124 244L123 243ZM45 240H47V238ZM64 240L67 241L68 239L64 238ZM28 241H30V242L28 243ZM31 241H32V243H31ZM33 241H36V244H34ZM57 241L63 242V239L62 240L58 239L56 241L54 240L55 243ZM71 241H70L69 245H71V243H73V241L72 242ZM37 242L39 243V246H38ZM48 242H49V239H48L47 243ZM59 242L57 244V247L60 244ZM62 242H61V245H63ZM8 243H11V242L9 241ZM47 243H46L45 250L47 247H49V246H47ZM55 243L54 244L52 243L54 245L53 247L56 246ZM95 244H97V243H95ZM246 244L248 246H252V245H254V242L252 239H247ZM3 245H6V246H4L5 249H2ZM66 245L64 244V246H61V249L64 250V248H65V249L69 250L70 248H68V244H66ZM72 246L74 247L76 245L73 243ZM72 246H70V247L73 249ZM77 246H79V245H77ZM84 246L82 245L80 247H82L83 249L87 248ZM59 247H60V245H59ZM141 247H143V246H141ZM42 248H43V246H42ZM50 249H51V247H50ZM72 249L69 251L66 250V252H67L66 254H68V252L73 253ZM74 249H75V247H74ZM53 250H51V251H53ZM148 250H149V247H148ZM231 250L232 249H227V250L223 251V253H225L229 259L235 258L236 261H238V262L239 261L242 262L243 260H245V256L242 253L237 254L236 252L234 253ZM47 251H49L48 248H47ZM59 251H61V250H59ZM76 251H78V249ZM97 251L99 253H96ZM51 253H53V252H51ZM51 253H50V251L48 253L45 252V255L47 254V256L44 257V259H46V260L49 259L50 258V257H48L49 255L52 258ZM63 255H64V253H63ZM70 255L72 256V254H70ZM73 256H75V255H73ZM151 257L154 259L153 261L150 260ZM65 258H66V256H65ZM98 258H96V259L98 260ZM164 259H166V258H164ZM173 259H171L172 263H173V261L176 260V258L173 257ZM246 259L250 260V258H246ZM97 260H95V263L94 262L93 263L97 264L96 263ZM105 261H106V259H105ZM176 261H178V260H176ZM259 262L261 264H264V259H261ZM99 263L101 264V262H99ZM112 263H108V264H112ZM191 264H193V263H191ZM196 264H199V263L196 262Z\"/></svg>",
  "mask_w": 264,
  "mask_h": 264
}]
</instances>
